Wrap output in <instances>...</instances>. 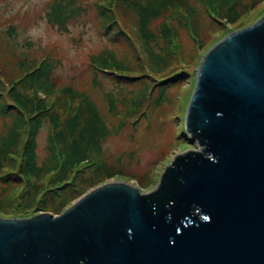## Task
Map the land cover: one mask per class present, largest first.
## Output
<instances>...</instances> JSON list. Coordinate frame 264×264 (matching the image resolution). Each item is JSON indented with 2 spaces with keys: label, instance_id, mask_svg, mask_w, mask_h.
Returning a JSON list of instances; mask_svg holds the SVG:
<instances>
[{
  "label": "water",
  "instance_id": "obj_1",
  "mask_svg": "<svg viewBox=\"0 0 264 264\" xmlns=\"http://www.w3.org/2000/svg\"><path fill=\"white\" fill-rule=\"evenodd\" d=\"M185 125L201 151L151 193L112 183L60 215L0 217V264H264V16L202 58Z\"/></svg>",
  "mask_w": 264,
  "mask_h": 264
},
{
  "label": "trees",
  "instance_id": "obj_2",
  "mask_svg": "<svg viewBox=\"0 0 264 264\" xmlns=\"http://www.w3.org/2000/svg\"><path fill=\"white\" fill-rule=\"evenodd\" d=\"M77 1L54 0L47 15L49 22L60 31H67L69 23L83 10ZM100 1L97 2L98 16L107 40L112 44L124 41L136 47L135 36L130 31L132 23L127 20L132 17L137 41L145 48L142 54L136 48L133 58L129 55L120 58L112 50L91 57L94 85H100L99 75H112L116 78L114 81L118 89L130 90V99L126 100L125 96L122 100L125 106L123 114L117 109L114 94L106 95L108 113L120 123L111 126L98 104L86 92L75 90L73 86L58 87L53 80L56 66L50 58L37 62L18 57L17 69H10L12 75L7 79L0 76V120L3 127L0 134L1 218L25 219L43 212L60 214L86 193L88 182L95 184L124 175L126 166L123 162L117 166L109 164L106 142L130 125L135 134L139 133L138 125L143 120L147 123L152 120V125L146 124V131L158 130L160 125L156 122L167 113L169 108L166 106L176 104L168 95V90L175 85L180 86L193 72L186 68L173 71L160 80L153 78L155 83L152 84L145 78L155 72H167L175 61L184 66H199L204 54L217 43L213 42L207 50L198 54L200 48L206 49L208 44L203 38L204 29L211 32L215 25L225 31L226 37L236 30L243 17L264 2ZM160 20L161 24L157 27L156 23ZM13 31L11 27L10 36ZM181 31H186L197 47V51L194 50L190 56V62L185 57ZM16 48L11 46L13 57H17ZM134 81L140 82L130 83ZM40 91L56 93V104L50 107L49 101L39 95ZM58 101L63 102L62 105ZM68 101L73 104L71 109L67 108ZM76 104L79 105L77 111ZM162 109V113L151 119L152 113ZM46 127L49 128L46 156L40 161L39 137ZM188 139L193 141L191 137ZM133 141L136 142L135 135ZM134 162L131 151L127 167Z\"/></svg>",
  "mask_w": 264,
  "mask_h": 264
},
{
  "label": "rangeland",
  "instance_id": "obj_3",
  "mask_svg": "<svg viewBox=\"0 0 264 264\" xmlns=\"http://www.w3.org/2000/svg\"><path fill=\"white\" fill-rule=\"evenodd\" d=\"M53 1L0 0V76L6 79L10 77L12 75L10 69L13 71L17 69L19 59H28L30 61L34 59L40 62L43 59L50 58L56 66L53 74L55 84L61 88L73 86L75 90L86 92L98 104L105 118L108 119L109 124L111 126L117 125L120 121L108 113L106 95L109 93L114 94L117 109L123 114L125 106L122 100L125 96L126 100L130 99V90L128 88L124 90L118 89L115 85V77L113 78L112 75L106 77L99 75L100 85H94V70L90 62L92 56L98 55L105 50L114 51L120 58L128 55L130 58H133L136 54V48L139 53H144L145 48L143 47V43L138 42L136 38L137 32L134 18L128 17L127 20L132 23L133 29L130 28V31L135 36L136 47L124 41L119 44H112L103 35L104 33L100 26L97 8V2H101L100 0H78L77 2L83 10L80 16L69 23L67 31H60L48 20L47 15ZM263 16L264 2L247 16L243 17L235 31L258 22ZM160 24L161 20L156 23V26L159 27ZM228 26L231 28V25ZM11 27L14 28V31L10 36L8 32ZM212 30L210 32L209 29H204L203 38L208 44L206 43V49L200 48L198 54L207 50L213 42H217L208 49L209 52L234 32L225 37V31L218 29L215 25ZM180 33L185 47L186 60L190 62V56L194 50L197 51V47H195L186 31H181ZM12 45L17 47V57H13V54H11L13 53L11 49ZM171 67L172 69L165 73H150L151 75L146 77L147 79L145 78V80L150 81L152 84L155 83L154 79L160 80L165 78L173 71L184 70L186 68L190 72H193L180 86L175 85L168 90V95L176 101V104L175 106L172 104L166 106L169 108L167 113L162 115L156 122L160 125L158 130L154 128L151 131H146V124L148 126L152 125V120L148 123L146 120H143L138 125L140 129L139 133L135 134L134 128L130 125L121 134L112 136L105 145L107 159L111 166H117L120 162H123V165L126 166L124 175H117L111 179L97 181L95 184L88 182L85 185V188H87L86 193L74 200L60 214L96 189L112 183H125L129 186L138 187L143 194L151 193L156 190L166 169L171 166L177 156L190 151H201L196 142L192 143L188 139L190 136L185 131L186 110L196 87L198 66H190L189 64L184 66L175 61ZM138 82L140 81L130 83ZM129 87L133 89L132 86ZM39 95L49 101L50 107L57 102L56 93L49 94L45 91H40ZM58 103L62 105L63 102L58 101ZM72 107V102L68 101L67 108L71 109ZM78 107L79 105L76 104V111ZM162 111L163 109L158 111V113H152L151 119H153V116L162 113ZM66 113L70 114L67 111ZM2 132L3 127L0 120V134ZM48 135L49 128L46 127L39 137L40 161H43L46 156L45 147ZM134 135L136 142L133 141ZM143 138L145 139L143 140ZM131 151H133L135 162L127 167ZM41 214L60 215L50 212H43L38 215Z\"/></svg>",
  "mask_w": 264,
  "mask_h": 264
}]
</instances>
